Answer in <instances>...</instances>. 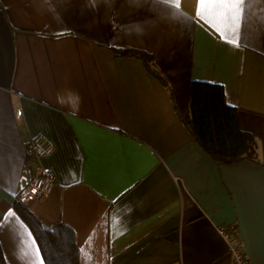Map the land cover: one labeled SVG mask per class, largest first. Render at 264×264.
Listing matches in <instances>:
<instances>
[{
    "label": "crops",
    "instance_id": "0c3cea01",
    "mask_svg": "<svg viewBox=\"0 0 264 264\" xmlns=\"http://www.w3.org/2000/svg\"><path fill=\"white\" fill-rule=\"evenodd\" d=\"M0 0V250L44 264L16 195L42 170L50 195L26 208L71 229L79 264H230L217 230L264 264V0ZM112 49L152 56L144 64ZM191 81L220 85L256 162L213 161L185 129ZM53 145L42 158L30 142ZM11 211L12 216L7 214Z\"/></svg>",
    "mask_w": 264,
    "mask_h": 264
},
{
    "label": "trees",
    "instance_id": "16d2710c",
    "mask_svg": "<svg viewBox=\"0 0 264 264\" xmlns=\"http://www.w3.org/2000/svg\"><path fill=\"white\" fill-rule=\"evenodd\" d=\"M118 57L140 60L146 70L166 88L176 111L169 84L156 69L152 56L133 49H112ZM189 118L182 121L198 146L213 161L233 164L248 160L256 162L255 142L251 135L240 130L238 110L229 106L220 85L191 81L188 86ZM15 212L30 229L44 264H79V250L74 232L46 228L25 205L14 202ZM0 264H6L0 250Z\"/></svg>",
    "mask_w": 264,
    "mask_h": 264
},
{
    "label": "built area",
    "instance_id": "2783aa9c",
    "mask_svg": "<svg viewBox=\"0 0 264 264\" xmlns=\"http://www.w3.org/2000/svg\"><path fill=\"white\" fill-rule=\"evenodd\" d=\"M52 150L53 145L47 138L37 136L28 145L26 153L28 156L42 158L48 156ZM53 185V174L44 169L30 181L25 189L16 195V201L23 205L41 202L50 195ZM217 233L227 245L230 264H247L241 244L234 236L223 228H218Z\"/></svg>",
    "mask_w": 264,
    "mask_h": 264
},
{
    "label": "snow or ice",
    "instance_id": "6c2138e0",
    "mask_svg": "<svg viewBox=\"0 0 264 264\" xmlns=\"http://www.w3.org/2000/svg\"><path fill=\"white\" fill-rule=\"evenodd\" d=\"M246 2H247V0H198L197 15H198V17L200 16L199 5L202 3H208V4H214V5H222V4L236 5V11H235L233 18L235 19L237 26H239L241 15L244 12L243 5H245ZM7 215L12 216L13 213L11 211H9V213Z\"/></svg>",
    "mask_w": 264,
    "mask_h": 264
}]
</instances>
